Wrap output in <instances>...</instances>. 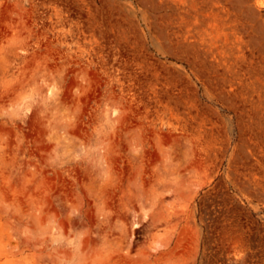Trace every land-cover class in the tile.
Masks as SVG:
<instances>
[{"label":"rangeland","instance_id":"rangeland-1","mask_svg":"<svg viewBox=\"0 0 264 264\" xmlns=\"http://www.w3.org/2000/svg\"><path fill=\"white\" fill-rule=\"evenodd\" d=\"M0 264H264V0H0Z\"/></svg>","mask_w":264,"mask_h":264}]
</instances>
